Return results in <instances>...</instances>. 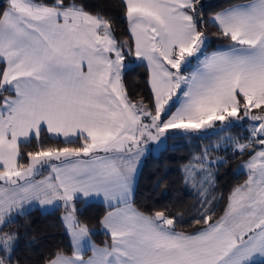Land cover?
<instances>
[{
    "label": "snow or ice",
    "instance_id": "snow-or-ice-1",
    "mask_svg": "<svg viewBox=\"0 0 264 264\" xmlns=\"http://www.w3.org/2000/svg\"><path fill=\"white\" fill-rule=\"evenodd\" d=\"M119 7L124 41L114 35L116 21L87 0L0 3V264H20L19 234L3 229L35 201H63L72 248L44 264H264V150L247 163L248 179L229 193L218 218L206 191L211 166L222 161L210 160L205 148L184 165L185 184L204 197L194 220L200 227L190 233L176 231V217L145 214L133 203L145 136L215 132L217 122L223 132L247 118L259 123L237 148L264 146V0L207 19L200 0H119ZM208 24L230 42L211 53L204 51ZM126 54L147 62L151 108L128 98ZM45 128L66 146L29 151L21 163V144L39 141ZM73 137L78 146H67ZM45 166L49 175L34 180ZM93 197L111 209L99 220L110 238L103 247L92 243L93 230L75 207Z\"/></svg>",
    "mask_w": 264,
    "mask_h": 264
},
{
    "label": "trees",
    "instance_id": "trees-1",
    "mask_svg": "<svg viewBox=\"0 0 264 264\" xmlns=\"http://www.w3.org/2000/svg\"><path fill=\"white\" fill-rule=\"evenodd\" d=\"M239 0H200L203 5L205 19L221 8ZM89 5L98 6L106 16H111L115 21V37L124 41L128 33L126 24L122 22V11L119 0H87ZM3 3V0H0ZM208 36V43L204 50H215L225 47L227 40L217 38L214 33L216 28L211 24L202 26ZM125 53L128 49H124ZM148 69L144 61L138 60L135 55H125L122 81L133 102L143 99L145 105L152 107L151 93L148 87ZM154 114V108H152ZM149 120L145 119L147 123ZM259 123V122H257ZM250 121L245 118L242 122L234 123L226 131L211 130L200 134H183L179 131H170L166 135V144L158 153L148 152L138 171L136 184L133 189V203L136 208L146 214L155 211H164L169 217H176V230L192 232L196 227L194 223L204 199L196 188L186 185L182 168L187 165L194 156H198L208 149V158L213 161H222L211 166L213 183L206 191L207 199L212 201L215 217L223 214L229 193L242 184L248 173L240 169L241 162L255 150L246 148L241 152L237 146L247 144L250 138ZM222 137H228L224 140ZM72 144L78 146V138H72ZM66 146L64 139L51 136L44 129L39 141L33 136L28 142L21 144L23 157L21 163L27 162V152L37 151L41 147ZM47 169V167H46ZM43 171L40 172V174ZM38 174V175H40ZM199 179V178H197ZM75 207L80 209L77 213L82 222H87L93 230V240L100 244L110 243V238L102 230L99 220L108 209L106 204L100 201H88L82 199L75 201ZM65 209L59 204L52 209L43 210L38 206H32L24 210L23 215L15 216V223L4 231L18 232L19 239L14 253V259L20 264H44L45 259L56 250H64L70 254L72 251L70 237L67 235L65 225L61 218V212Z\"/></svg>",
    "mask_w": 264,
    "mask_h": 264
},
{
    "label": "crops",
    "instance_id": "crops-1",
    "mask_svg": "<svg viewBox=\"0 0 264 264\" xmlns=\"http://www.w3.org/2000/svg\"><path fill=\"white\" fill-rule=\"evenodd\" d=\"M248 2V0H239V1H236V2H234V3H232V4H229V5H235V4H245V3H247ZM229 5H227V6H225V7H228ZM224 8V7H223ZM219 11V10H218ZM220 49V48H219ZM217 49H215V50H213V51H216ZM145 62V64H146V66H147V62L146 61H144ZM46 129V128H45ZM49 134V133H48ZM61 138H63V137H61ZM73 138H75V137H73ZM64 139V138H63ZM72 139V138H71ZM145 145H147L146 143L145 144H143V146L145 147ZM149 151H143V154H142V159H141V163H142V161H143V159H144V157H145V155L148 153ZM101 155H103L102 153H101ZM85 159H87V158H85ZM53 163H55V161H53ZM141 163H140V165H141ZM140 165H138V167H137V172H136V175H135V180H134V186H135V184H136V180H137V176H138V171H139V168H140ZM49 172H50V168L49 167H47V170L44 172V173H42L41 175H39V176H34V180H42V179H44L45 177H47L48 175H49ZM134 189V188H133ZM91 200H94V201H100V202H102V203H104V201H103V198L102 197H100V198H96V197H93V198H91L89 201H91ZM58 203V205L59 204H63L64 205V203H62L61 201H59V202H57ZM105 204V203H104ZM32 206H38V207H40L41 209H43V210H48V209H52V208H54V206H41L40 204H39V202L38 201H35V202H33L32 204H30V205H27L26 207H25V209H27V208H30V207H32ZM134 207H135V205H134ZM24 209V210H25ZM138 209V208H137ZM111 209H107L106 211H105V213L102 215V217L108 212V211H110ZM139 210V209H138ZM146 214V213H145ZM65 215V209H63L62 210V212H61V218L63 217ZM176 231H178V232H184V231H179V230H176ZM185 233H190V232H185ZM92 243L93 244H95L96 246H98V247H103L105 244H100V243H97V242H95L94 240H93V238H92ZM66 254H68V253H66ZM68 255H71V253L70 254H68ZM91 255V252L89 251V252H87L86 253V255H85V259H87L88 258V256H90Z\"/></svg>",
    "mask_w": 264,
    "mask_h": 264
},
{
    "label": "rangeland",
    "instance_id": "rangeland-1",
    "mask_svg": "<svg viewBox=\"0 0 264 264\" xmlns=\"http://www.w3.org/2000/svg\"><path fill=\"white\" fill-rule=\"evenodd\" d=\"M206 53H211V52H213V50H204ZM191 59V58H190ZM193 64H195V61L193 60ZM175 99V98H174ZM175 110V108L173 107V111ZM254 111V113L255 112H258V110H253ZM250 121V125H249V128H251V126L253 125V124H258L257 122H253V121H251V120H249ZM148 122H150V121H148ZM147 122V123H148ZM219 125V122H217V126ZM220 126V125H219ZM154 131V130H153ZM170 131H179V130H170ZM156 142H158V141H152V140H150V139H148V137L147 136H145V137H143L142 138V140H141V144H140V147L143 149V151H152V145L153 144H155ZM147 144V145H145V147L143 146V144ZM260 150H264V146H261V145H258V146H256V148H255V150L251 153V155L250 156H248L246 159H244L242 162H241V164H240V169H243V170H245L247 173H248V176H249V170L247 169V167H246V165H247V163L252 159V157L253 156H255L256 155V153L258 152V151H260ZM141 159H142V156H141ZM141 159H140V161H139V163H138V165H140V163H141ZM46 167L47 166H45V168L44 169H42V171H43V173L47 170L46 169ZM42 174V173H41ZM40 174V175H41ZM36 176H39V175H36ZM248 176H247V178L245 179V181L248 179ZM245 181L242 183V184H244L245 183ZM242 184H240V185H242ZM239 186V185H238ZM62 203H63V201H61Z\"/></svg>",
    "mask_w": 264,
    "mask_h": 264
},
{
    "label": "water",
    "instance_id": "water-1",
    "mask_svg": "<svg viewBox=\"0 0 264 264\" xmlns=\"http://www.w3.org/2000/svg\"><path fill=\"white\" fill-rule=\"evenodd\" d=\"M166 144V139L165 138H162L160 141L156 142L155 144L152 145V152L155 154V153H158L160 151L161 148H163ZM255 146H258L259 144L256 143L254 144ZM249 151L252 150V147L251 148H248Z\"/></svg>",
    "mask_w": 264,
    "mask_h": 264
}]
</instances>
